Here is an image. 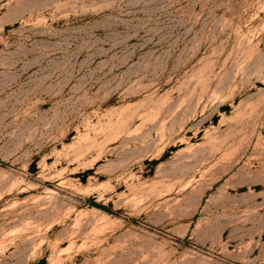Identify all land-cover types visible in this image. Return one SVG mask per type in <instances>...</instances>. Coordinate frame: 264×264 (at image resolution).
Returning a JSON list of instances; mask_svg holds the SVG:
<instances>
[{
  "label": "rangeland",
  "instance_id": "rangeland-1",
  "mask_svg": "<svg viewBox=\"0 0 264 264\" xmlns=\"http://www.w3.org/2000/svg\"><path fill=\"white\" fill-rule=\"evenodd\" d=\"M0 264H264V0H0Z\"/></svg>",
  "mask_w": 264,
  "mask_h": 264
},
{
  "label": "trees",
  "instance_id": "trees-1",
  "mask_svg": "<svg viewBox=\"0 0 264 264\" xmlns=\"http://www.w3.org/2000/svg\"><path fill=\"white\" fill-rule=\"evenodd\" d=\"M95 205H98V204H95Z\"/></svg>",
  "mask_w": 264,
  "mask_h": 264
}]
</instances>
